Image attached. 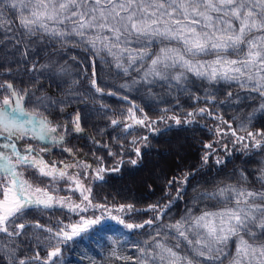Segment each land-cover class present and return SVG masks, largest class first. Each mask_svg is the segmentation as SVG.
<instances>
[{"label":"snow or ice","instance_id":"snow-or-ice-1","mask_svg":"<svg viewBox=\"0 0 264 264\" xmlns=\"http://www.w3.org/2000/svg\"><path fill=\"white\" fill-rule=\"evenodd\" d=\"M0 28L18 42H23L25 37L29 41L50 38L62 44L83 45L86 50H96L97 54L106 51L117 60L118 70L125 74L142 72L139 80L149 85L167 80L169 83L175 81L180 87L189 81L191 73L209 82H238L264 98V0H0ZM210 56L216 58L204 59ZM47 67L33 65L32 70ZM8 71L9 79L0 82V234L11 240L12 264H60L63 255L60 245L66 246L68 241L81 237L100 221L81 217L79 223L70 218L66 224L58 222L54 232L48 229L52 235L46 237L47 247L39 245L46 251V259L40 258L39 251L33 257L18 258L16 240L26 236V230L32 227L23 222L25 212L33 204L44 208L52 206L51 196L37 200L28 194L30 186L20 176L27 168H37L42 175H51L56 170L55 163L45 165L32 141L46 138L64 141L68 132L81 131V115L77 111L72 124H54L44 115L52 102L17 87L11 82L10 69ZM132 82L135 84L137 78ZM92 86L96 92H101L94 78ZM228 95L231 97L232 93ZM212 102L215 104L214 98ZM29 104L33 105L31 111L27 109ZM136 111L143 110L137 107ZM129 112L135 125L151 128L156 123H147L146 115L137 118L132 109ZM196 115L213 116L206 108ZM188 117H193V113L186 114L185 123L194 122ZM172 119L181 124L179 118ZM250 121L251 117L239 124L246 136L238 135L231 123L223 121L235 140L222 142L227 133L218 128L220 139L215 143L202 142L207 150L202 160L206 163L210 159L217 151L216 145L227 151L228 143L251 139L260 147L257 137L264 139V130L249 131ZM111 123L131 135L132 124L125 125L117 119ZM137 142L135 138L131 141L132 144ZM244 147L248 144L244 143ZM46 149L44 145L41 151ZM63 150L71 152V149ZM135 155L140 156L139 148L135 149ZM130 162L132 165L138 163L136 159ZM45 167L51 171H45ZM64 175L60 172L61 177ZM98 178L103 179L102 176ZM187 179L186 174L185 184ZM175 183V178L169 180L168 187ZM35 191L41 192V189ZM81 195L91 205L89 195L84 192ZM182 195L178 189L175 199ZM204 198L216 202L212 206L215 210L197 215L189 208L174 223H163V217L172 207L170 201L163 216L157 214L142 223L126 224L129 229H152L148 233L150 240L139 248L138 264H224L226 260L229 264H264V191L225 185L197 199ZM157 207L149 206L154 212ZM69 211L82 213L87 211V206L76 205ZM233 244L235 252L231 250Z\"/></svg>","mask_w":264,"mask_h":264},{"label":"trees","instance_id":"trees-1","mask_svg":"<svg viewBox=\"0 0 264 264\" xmlns=\"http://www.w3.org/2000/svg\"><path fill=\"white\" fill-rule=\"evenodd\" d=\"M0 65V82L9 79L10 69L11 82L17 87L26 88L46 102H52L44 115L53 123L72 124L77 111L81 115L79 133L68 132L64 141L56 143L49 153H40L45 164L54 162L55 173L67 167L84 166L69 172L83 178L95 170L103 179L94 180L92 200L104 207H127L124 223L95 225L81 237L68 241L66 246L61 244L63 255L60 264H138L139 248L150 240L148 233L152 229H129L126 224L142 223L157 214L163 216L170 201L172 207L162 222L174 223L189 208L194 209L196 203H216L207 198H197L225 185L264 191V139L257 137L260 147L251 139L228 143L227 151L216 145L217 151L210 159L206 163L202 160L207 151L203 143H215L220 139L218 128L227 133L222 142L235 140L223 121L231 123L232 129L242 136L247 133L239 124L249 117V131L264 130V110L255 112L253 107L256 103H249L246 97L235 99L238 93L247 91L257 95L251 90L199 80L200 85L187 88L186 85L174 87L162 83L163 99L138 91L124 94L120 91V84L127 75L116 68L113 57L106 51L97 54L96 50H86L83 45L73 42L62 44L50 38L29 41L25 37L23 42H18L4 28H0ZM33 65L48 67L37 71L32 70ZM93 78L96 87L101 89L99 93L92 86ZM229 93H232L231 97ZM32 107L29 104L27 109L31 111ZM137 107L143 111H136ZM202 108L213 116L196 115ZM129 109L137 118L146 115L147 123H156L151 128L135 125ZM187 113H193V117L188 119L194 122H184ZM172 117L179 118L181 124H176ZM114 119L125 125L132 124L131 135L124 128L113 126L111 121ZM134 138L138 141L136 144L131 143ZM244 143L248 147H244ZM136 148L140 149V156L135 155ZM63 149H71V152ZM132 159L138 163L132 165ZM217 160L221 163L217 164ZM99 169L104 171L99 172ZM31 178L42 182L35 176L31 175ZM173 178L176 183L169 188L168 181ZM178 189L183 195L175 199ZM150 205H157V210H150ZM69 218L72 222L79 221V215L60 209L29 207L23 222L32 227L26 230V236L16 240V256L33 257L39 251L40 258L46 259V251L39 245L46 248V237L52 235L48 229L54 232L58 222L66 224ZM20 240L25 242L20 243ZM231 250L235 251L234 244ZM10 251L11 240L0 234V264H12ZM224 264H229V261Z\"/></svg>","mask_w":264,"mask_h":264},{"label":"rangeland","instance_id":"rangeland-1","mask_svg":"<svg viewBox=\"0 0 264 264\" xmlns=\"http://www.w3.org/2000/svg\"><path fill=\"white\" fill-rule=\"evenodd\" d=\"M154 51H159V49H154ZM215 56L210 57H204V59L212 60L215 59ZM234 58V57H229ZM114 59V58H113ZM115 66L117 65V60L114 59ZM121 64H123V61H120ZM127 66L126 64L124 65ZM117 68V67H116ZM122 71V70H120ZM126 79H124L120 84V91L124 94H130L131 92H141L143 94H146L148 96L157 98V99H163V96H165V92L161 89L162 83L170 84L171 86H176V82L173 81L169 83L167 80L160 81L157 80L155 83L149 85L147 81L141 82L139 80V76L142 75L141 73H134L129 71L127 74ZM133 78H137V82L133 84ZM151 79V77H149ZM199 80H201L198 77H195L193 74H189V81L186 84H182L181 86L190 87L191 85H200ZM207 81V80H205ZM209 82V81H207ZM222 83L228 84L233 89H243V90H250L248 87H241L238 82L234 81H220ZM210 83H216V82H210ZM249 99V103L255 102L253 109L255 112H260L264 110L262 106H264V98L254 95L253 93H250L249 91L244 93H238V97H235V99L238 98H245ZM30 111V110H29ZM59 124V123H54ZM55 135V134H53ZM61 140L59 138H56L55 140L52 139H44V140H36L32 141V144L34 148L36 147V152L39 154H45L49 153V150L54 147V145ZM44 145H47V149L45 151H41V148L44 147ZM46 165V164H45ZM82 167H67L64 171H59L55 173L52 171L51 175H42L39 169L37 168H27L26 170H23V175L20 176V179L25 181L30 187L27 189V193L33 196L35 199L40 200L44 199L46 200L48 196L52 197V200L50 201V204L52 205L50 208H44L41 206H36L33 204L30 207H36L44 210H51V209H60L63 211H66L73 215H79V221H76V223H79L81 221V217L83 219H99V223L96 225H101L106 222H114V223H120V221H123V215L127 212V207L117 206V207H103V208H96L93 207V205H101L99 203H95L92 198V187L94 180L100 176L98 172L95 170H91L89 172V176L87 178H83L81 176H78L76 174H69L70 171H74L77 169H83ZM45 171H51L50 168L45 167ZM60 172H64L65 175L63 177L60 176ZM29 175V176H28ZM32 176L37 177L42 182H35L31 178ZM40 188L41 192H36L35 189ZM87 189H91L90 193L87 192ZM47 193V195H44V193ZM84 192L86 195H89V199L91 200V205L88 204V201H84L83 196L81 193ZM215 203H196L194 205L193 212L195 214H200V212L208 210L212 211L215 210L212 206ZM76 205H80L81 208L87 206V211L84 212H71L69 211L70 208L75 207ZM95 225H92L93 227ZM90 227V228H91ZM235 252V251H233Z\"/></svg>","mask_w":264,"mask_h":264},{"label":"water","instance_id":"water-1","mask_svg":"<svg viewBox=\"0 0 264 264\" xmlns=\"http://www.w3.org/2000/svg\"><path fill=\"white\" fill-rule=\"evenodd\" d=\"M41 159H43V157H41ZM44 160V159H43ZM46 163V162H45Z\"/></svg>","mask_w":264,"mask_h":264}]
</instances>
